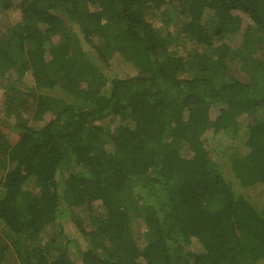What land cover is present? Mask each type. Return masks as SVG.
Wrapping results in <instances>:
<instances>
[{
    "label": "trees",
    "instance_id": "trees-1",
    "mask_svg": "<svg viewBox=\"0 0 264 264\" xmlns=\"http://www.w3.org/2000/svg\"><path fill=\"white\" fill-rule=\"evenodd\" d=\"M0 8V264H264V0Z\"/></svg>",
    "mask_w": 264,
    "mask_h": 264
},
{
    "label": "rangeland",
    "instance_id": "rangeland-1",
    "mask_svg": "<svg viewBox=\"0 0 264 264\" xmlns=\"http://www.w3.org/2000/svg\"><path fill=\"white\" fill-rule=\"evenodd\" d=\"M18 14L16 12L9 13L7 11H3L0 8V35L3 37H8L11 33V26L15 23L16 17ZM157 25L160 26V30L163 34L167 32V30H176L178 28V24L175 18L174 11L170 8V11L165 13L162 17L157 20ZM242 29L235 35L227 36V41L232 45H239L244 39L243 33L245 27L247 26V19L244 18V23L242 24ZM95 53V52H94ZM6 94H0V99H5ZM11 137H15L13 133H9ZM139 191V188L136 189ZM239 191H242V188H238ZM140 205V204H139Z\"/></svg>",
    "mask_w": 264,
    "mask_h": 264
}]
</instances>
